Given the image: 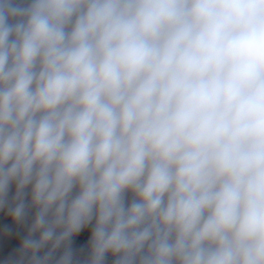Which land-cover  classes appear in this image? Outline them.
<instances>
[{
    "label": "clouds",
    "instance_id": "clouds-1",
    "mask_svg": "<svg viewBox=\"0 0 264 264\" xmlns=\"http://www.w3.org/2000/svg\"><path fill=\"white\" fill-rule=\"evenodd\" d=\"M0 264H264V0H0Z\"/></svg>",
    "mask_w": 264,
    "mask_h": 264
}]
</instances>
